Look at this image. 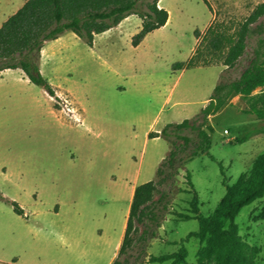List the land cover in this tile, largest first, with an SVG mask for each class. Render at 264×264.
I'll list each match as a JSON object with an SVG mask.
<instances>
[{"label": "rangeland", "instance_id": "obj_1", "mask_svg": "<svg viewBox=\"0 0 264 264\" xmlns=\"http://www.w3.org/2000/svg\"><path fill=\"white\" fill-rule=\"evenodd\" d=\"M162 0L168 24L135 47L142 20L133 15L113 31L101 34L92 48L74 33L48 46L43 75L56 96L30 82L22 70L0 77V190L26 213L0 201V259L23 256L29 264H108L130 211L122 194L127 181L145 184L171 151L164 138H150L169 124L200 118L222 74L236 80L252 65L264 17L253 25L246 54L228 70L224 65L174 71L188 62L213 24L238 30L264 0ZM5 6L11 16L23 0ZM260 93L258 90L255 94ZM69 97L76 116L62 111ZM247 101L234 96L210 123L215 128L208 154L183 155L180 176L171 192L170 212H187L194 190L201 214L213 216L243 176L252 175L264 155V120L248 114ZM256 132L246 143L232 144ZM192 174L194 188L187 183ZM160 195L156 197L158 199ZM61 205L60 213L57 206ZM236 223L240 235L259 250L264 264V198L243 209ZM144 226H140L141 232ZM199 221H179L170 214L148 244L136 243L128 264L148 263L151 256L176 253ZM187 264H198L201 242L185 243ZM125 260V258H122Z\"/></svg>", "mask_w": 264, "mask_h": 264}, {"label": "trees", "instance_id": "obj_2", "mask_svg": "<svg viewBox=\"0 0 264 264\" xmlns=\"http://www.w3.org/2000/svg\"><path fill=\"white\" fill-rule=\"evenodd\" d=\"M161 1L27 0L0 28V75L7 70L21 69L32 84L55 97L56 89L45 78L41 68L42 51L48 42L73 32L93 48L96 36L111 31L136 15L142 20L141 31L133 38V45L138 47L149 34L168 24L170 13L161 7ZM203 1L210 9L208 2ZM263 17L264 3L257 6L234 33L218 24L210 26L202 39L197 31L195 36L199 45L195 53L188 62L176 63L173 70L220 64L230 70L246 54L249 39L254 33L253 25ZM258 90L260 93L255 94ZM234 96L247 101L248 114L264 120V37L259 39L251 67L239 79L231 81L222 74L200 118L169 124L161 133L150 134L151 139H166L171 151L158 170V179L137 187L121 249L113 264H128L136 243L148 244L158 239V231L170 214L179 221L198 220L199 231L191 233L176 253L151 256L148 263L187 264L189 255L185 243L196 238L203 245L198 254V264H256L260 252L240 235L236 219L244 208L264 198V155L258 158L249 178L243 176L236 185L228 186L227 194L213 216L201 214V199L195 190L187 212L169 211L171 192L167 188L173 187L180 176L183 155L189 149L193 151L192 158L210 152L215 133L210 119L227 107ZM255 133L238 138L232 144L246 143ZM260 133H264V128ZM186 179L194 188L190 172ZM158 195L160 197L156 199ZM0 201L10 203L19 216H26L25 210L5 197L1 190ZM140 226L145 227L142 232ZM16 261L0 264H16Z\"/></svg>", "mask_w": 264, "mask_h": 264}, {"label": "crops", "instance_id": "obj_3", "mask_svg": "<svg viewBox=\"0 0 264 264\" xmlns=\"http://www.w3.org/2000/svg\"><path fill=\"white\" fill-rule=\"evenodd\" d=\"M27 0H23V2L21 3V5L19 7L16 8L15 12H13L11 14L14 15L20 8H22L24 6V4L26 3ZM11 2L10 0H0V28L2 27V25L8 20L9 17L11 16H6L5 12L6 9H5V6L9 5ZM130 18V17H129ZM127 20V19H126ZM125 20V21H126ZM123 21V22H125ZM122 24V23H121ZM120 24V25H121ZM119 25V26H120ZM118 26V27H119ZM117 28V27H116ZM115 29V28H114ZM114 29H112L111 31H113ZM110 32V31H109ZM68 33H73V32H68ZM68 33L64 34L63 36H61L59 39L55 40V41H61ZM75 34V33H74ZM76 35V34H75ZM99 36V35H98ZM98 36H96V39L98 38ZM96 39H95V42H96ZM53 42V41H50L48 42L45 47L43 48V51H42V60H41V68L43 70V65H44V62H45V58L48 56V54H51L53 51H49L48 50V46L50 45V43ZM18 70H21V69H18ZM13 70H7V71H4L0 77H3L5 76L7 73L11 72ZM23 71V70H22ZM55 87V86H54ZM57 88V87H55ZM58 89V88H57ZM211 99L207 100L206 101V105L208 103H210ZM141 184L140 183H132L130 181H127V184L126 186L123 188L122 190V194H124L125 196L128 197V200H129V203H130V210H131V206H132V203H133V199H134V195H135V191L137 189L138 186H140ZM60 210H61V205H58L57 206V212L60 213ZM129 214H130V211L128 213V216L126 218V223H125V226H124V229H123V233H122V236L120 238V241L118 242V247H120L121 249V245H122V242H123V239H124V236H125V232H126V227H127V222H128V218H129ZM120 251V250H119ZM119 255V253H118ZM116 257H117V253L110 259L109 263L108 264H113L114 261L116 260ZM17 260L16 261V264H29L27 260H25L23 258V256H20V257H16L14 259H12L11 261H3L0 259V262H3V263H13L14 260Z\"/></svg>", "mask_w": 264, "mask_h": 264}, {"label": "built area", "instance_id": "obj_4", "mask_svg": "<svg viewBox=\"0 0 264 264\" xmlns=\"http://www.w3.org/2000/svg\"><path fill=\"white\" fill-rule=\"evenodd\" d=\"M61 102L59 103L62 111L70 114V116H76V114L78 113V110L76 108V106L74 105L75 103L73 101H71V99L69 97H60Z\"/></svg>", "mask_w": 264, "mask_h": 264}]
</instances>
